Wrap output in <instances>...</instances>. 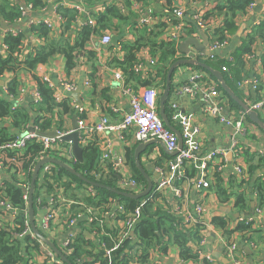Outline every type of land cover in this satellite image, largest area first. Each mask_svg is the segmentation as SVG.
<instances>
[{"label":"crops","instance_id":"crops-1","mask_svg":"<svg viewBox=\"0 0 264 264\" xmlns=\"http://www.w3.org/2000/svg\"><path fill=\"white\" fill-rule=\"evenodd\" d=\"M11 1L15 2V0ZM58 1L49 0L50 4L48 7L44 8V11L40 13L25 11L23 17L15 20L13 24L7 22V29H1L0 36L10 28L25 33L24 44L19 55L22 59H26L27 56L34 55L44 43L41 37L30 31L29 22L31 20L50 19V35L53 37L51 39L57 40L64 36L69 38L72 45H75L77 41H81L82 31L87 19L92 17L96 19L95 26L97 27L90 33V38L85 42L80 51H74L75 62L72 67L67 65L66 57L57 52L49 58L48 62L38 65L35 71H22L18 75L20 87L15 96V103L19 107L32 111V117L34 114V92L39 88V83L34 75H49L54 85H58L63 79H72L76 85V89L69 94L68 99L74 112L65 116L58 115L59 120H57L60 125L63 124L66 127L72 128V116L76 114L75 107L76 105H80L78 98L73 95L75 92H78L79 99L82 102L81 106L85 108L83 114L91 124L97 123L103 115H108L110 121L116 123L122 119L125 113L130 111L129 98L123 91V80L118 79L116 76L117 70H121L122 73L124 71L121 67L113 64L112 61L113 59H124L129 52V46L136 45L141 40L152 37L149 27L141 23V19L144 16H149L157 22L161 16L166 18L172 14V12H168V9L173 10L179 6H183L186 8L184 20L187 23L191 21L194 24L195 21L190 18V13L202 14L204 17L207 12L213 10L218 4H224L228 0H146L144 3L137 0H90L92 3L89 2V4L81 0H65L67 2H64L65 5L78 9L75 22L70 29L65 31H63L64 28L62 26L63 18L54 8ZM106 2L116 5L121 11L122 16L113 17V22L107 27L102 28L97 25L95 14L106 10ZM252 3V7L248 5L245 12H241L235 17V29L231 34H227V43L214 52L213 58L209 57L202 61L211 68L220 70L223 73V81L225 82L224 78L227 77L230 83H225L246 104L259 98L264 93V39L256 35L255 39L249 44V33H252L253 29L264 21V0H253ZM188 25L189 34L196 36L203 43L204 39L197 28L195 27L190 32L191 23L189 22ZM105 31H109L112 35V41L109 44L101 42L102 33ZM204 31L208 38H210L209 33L206 30ZM156 41L157 45L161 41L166 42L163 32L156 36ZM180 42L178 45L175 44L179 51H181L179 48ZM1 43L2 37H0V51ZM243 45H249V49L243 52L241 65L236 59L237 51ZM156 48L158 49V47ZM193 48H195L194 45L189 47V49ZM141 49L146 50L145 56L157 60V67H159L160 50L158 49L159 53L155 54L150 46L145 45ZM174 57H179L178 52L175 53ZM177 60L180 59L178 58ZM188 65L189 63L178 65L172 75L171 89L166 98L168 107L166 108L165 106L171 129L176 134L177 132L181 134L180 126L171 117L173 105H176L182 112L193 114L195 122L200 126V140L202 142V147L199 151L200 155H204L215 149L227 148L229 146L230 135L235 131V128L220 121L219 118L204 112V107L208 103L204 97V93L199 91V94L193 96L178 94L173 89L176 83L185 82L190 76ZM223 65H227L229 71H223ZM206 71L209 81H214L218 85H221V82L211 72ZM14 76L15 74L10 72L0 74L1 95H7L5 94V87L7 88L8 82ZM144 80L146 79L140 77L136 79L129 78L127 83L141 94L147 88L157 85L160 92L158 100L160 107V96L165 88L163 86L160 87L158 83L151 82V80V84L147 85ZM255 80L260 82L257 88H254L252 85V82ZM88 81L90 82L89 86L86 84ZM217 90L214 99L219 104L224 105V114L227 115L229 110L237 113L239 109L232 108L226 94L227 91L220 87ZM258 113L264 122V108L259 110ZM5 125L10 127V130L14 134L20 132L9 121H6ZM246 126L248 132L243 139L246 146L244 158L247 170H251L250 182H244V179L235 171L232 157L229 154L224 159L216 158L210 164L209 179H211V184L208 188L203 189L198 185L196 174L191 176L187 173L188 176L186 178L179 181H177L178 178H175L176 183L171 182L164 189L158 192L155 191L154 195H151L152 207L150 208V212L152 214L160 211L165 215H173L182 219L188 213L195 214L197 204L203 203V212L200 214L203 225L199 228L197 227L198 229L195 228L196 226L190 227L194 235L199 237L198 240L191 243L198 257L196 259L183 260L178 244L163 233V241L151 249L148 259L137 264H232L227 247L222 242L223 238L236 243L242 264H264V205H259V197L254 188L255 180L259 177L264 178V127L258 125L250 118H247ZM107 141H109L111 149L110 162L117 168H115L118 174L117 181L124 176L138 177L137 169L144 176L137 166L135 158L136 147L141 143L137 142L132 132H126L124 137H121L114 129L100 133L99 143L103 145ZM99 149L100 146L98 147V153H100ZM168 151L160 143L155 142L140 153L139 162L141 167L154 181L155 189L163 178L162 171H164L165 176L172 177L169 163L174 155L168 153ZM131 156L137 169H135L131 162ZM221 161L225 162V166L219 169ZM0 178L4 181L11 180V172L2 170ZM177 187L182 188L183 201H181L182 199L176 190ZM55 193L51 191L46 194L45 205L47 208H38V212L35 215L37 222L41 219L46 209L51 207L49 198L55 196ZM73 194H78V192ZM57 195L60 196V200H57L58 214L59 216L61 214L66 215L68 212L66 198L70 196H66L64 190L63 193L57 191ZM240 197L241 199H239ZM113 201V208L116 210L121 200L117 198ZM258 209L259 211H257ZM214 217L224 218L226 220V228L214 225L212 222ZM249 218H253V221L249 225L250 228L247 231L239 230L238 226L242 224L241 221ZM86 224V222H83V224L77 223L75 226L56 230L54 234L52 233L51 237H54L59 243H63L69 234H77L80 231L91 237V232L84 227ZM106 224L110 228L117 229L123 225V222L116 217H110L107 218ZM225 230L229 231L230 235L227 236ZM130 233L131 243L136 242V233L134 232V236L132 235L133 228Z\"/></svg>","mask_w":264,"mask_h":264},{"label":"built area","instance_id":"built-area-1","mask_svg":"<svg viewBox=\"0 0 264 264\" xmlns=\"http://www.w3.org/2000/svg\"><path fill=\"white\" fill-rule=\"evenodd\" d=\"M68 1V0H67ZM65 2V0H64ZM67 3V2H65ZM70 3V2H69ZM84 4V3H83ZM108 3L106 2V5ZM253 3L249 4V7H252ZM28 10L32 11V4L28 3ZM44 9V8H43ZM122 9V7H121ZM168 12H172L171 15H168L166 18L161 16L160 19L156 22L155 19H151L149 16H144L141 19L142 25H146L149 27V30H158L162 29L163 25L165 26L163 34L165 36L166 42H174L178 45V43L192 35L188 32V23L184 20L186 8L183 6H179L173 10L168 9ZM190 18H192L201 29L206 30L209 33L210 42H208V46L206 50L199 51L195 48L189 50L187 53H183L179 51L177 47V52L179 54V59H187V60H197L203 61L209 57H214V52L224 46L227 43V37L225 39L220 40L218 35L214 33L215 28L221 26L223 23L222 18L213 19L209 18L205 19L202 14L198 13H190ZM165 21H164V20ZM44 22L48 25H51V20L48 18H41L39 20H31L29 25L35 23ZM95 25L96 19L94 17L87 19L85 24ZM162 24V26H158ZM166 24V25H165ZM13 34H17L18 30L10 28ZM4 34V33H3ZM3 34L1 43V51L2 54H7L8 46L3 42ZM212 34V35H211ZM194 37V36H192ZM112 41V35L109 31H105L102 33L101 42L103 44H109ZM181 41V42H182ZM180 42V43H181ZM147 53L146 50L140 49L137 51V59L132 66V70L140 75L141 78L146 80H151L154 83H160L161 76L158 71L157 63L158 61L145 56ZM45 64V63H42ZM188 69L190 71V76L185 82H178L174 85L173 89L178 94H189V95H197L202 91L204 93V97L208 102L204 107V112L213 115L219 118L220 121L227 123L230 126L235 128V131L230 135L229 146L223 149H215L210 152H207L204 155H200L199 151L202 147V142L200 140V126L195 122L194 115L182 112L176 105H173V112L171 113V117L176 122L181 129L182 141L183 145L180 147L179 137L178 135L165 124L164 119L160 115L159 111V88L158 86H152L145 90L144 93H139L138 90L133 88L131 85L127 83V78L121 70H117L116 76L118 79L123 80V91L128 96L131 109L127 113L124 114L122 119L116 123H112L108 115L101 116L100 120L97 123L91 124L86 120L84 116L85 108L81 105H76L75 112L77 115V124H78V132H79V143L84 148L88 145L96 144L98 147L100 146V153L98 156V170L106 169L107 172L108 166L111 165L112 168H116L115 165L110 162V143L107 141L101 145L99 143V135L100 133H104L107 130L114 129L118 132L121 137H124L126 132H132L137 142L145 143L153 140H162L166 148L170 152H175L173 159L170 161V168L172 172V177L165 176L164 171L163 178L159 182L158 186L154 190L156 192L164 189L171 182H177L186 178L187 168L193 167L196 170V182L198 185L206 189L211 184L210 176V164L216 158H222L230 154L232 157V161L234 163V169L238 174L245 180L249 179V173L246 168V160H245V150L246 146L243 142V139L246 137L248 132V128L246 126V121L248 118V110L244 108L240 109L237 113L229 110L228 114H224V105L219 104L215 101L214 95L217 93V88L219 87L218 83L214 81H209L207 76V71L201 69L196 64H189ZM223 71H229V67L227 65H223ZM207 76V80H206ZM42 81L46 82L53 89V98L55 103H60L63 100L68 99V96L71 92L76 89V85L72 79H63L58 85H54L51 79V76L44 74L40 76ZM246 82V81H244ZM87 86H89L90 82L88 81ZM260 82L255 80L252 82L254 88H257ZM5 94L8 93V88L5 87ZM10 95V94H9ZM10 96L13 97L11 94ZM14 102L11 110L14 111L17 108V104L15 103V98H13ZM42 101V94L37 88L34 92L33 99V107H35L33 117L21 128L19 129V133H15L14 137H11L4 143L0 144V172L2 170H7L9 172H17L18 177V185L23 190V199L25 201V208H18L2 191L0 192V228L10 226L13 229L23 228L20 231L15 233L16 237L25 238L29 236L33 240H39V249L33 251L28 261L25 264H67L58 254L50 248L44 241H42L37 235L34 233L33 228L31 226L30 218H29V189L31 185V179H27L26 172L23 170L25 149L28 143L30 142H39L42 145L43 153H54L58 156L66 158L71 163H75L78 161V158L74 155L72 150V143L70 141L66 142L61 140V136L71 133L73 131L72 128L66 127L61 124L60 126H51L49 128L43 127V121L47 119V114H39L38 112V104ZM250 110L259 111L264 108V93L257 99L251 101L249 104ZM34 109V108H33ZM4 120L11 121V116L4 117ZM59 120V117H58ZM56 122V120H54ZM30 125H33L35 131H28ZM55 130L58 132L57 136H45L39 133V131H52ZM6 150H10L14 152V155L7 156ZM49 155V154H48ZM48 155H45L47 157ZM42 157L41 159L45 158ZM40 160V159H39ZM38 160V161H39ZM53 163H45L42 165L39 174L41 172V183L38 189V197H37V205L39 209H45L47 206L45 205V197L47 194V190L50 189L47 182L48 179L52 181L53 175ZM225 166V162L220 163L219 169ZM35 168V167H34ZM117 169V168H116ZM115 169V170H116ZM34 171V169H33ZM102 171V170H101ZM117 171V170H116ZM103 173V172H101ZM38 174V176H39ZM48 175V176H46ZM44 176V177H43ZM32 178V177H31ZM175 178H178L175 181ZM5 181L0 178V186H4ZM118 188L124 191L132 192V193H140L142 192L146 185H144L141 181L136 179L135 177L124 176L117 181ZM48 184V185H47ZM86 194L95 196L97 194V189L95 186L86 183ZM55 196L49 198L51 207L46 209L45 213L42 215L41 219L38 220L36 226L38 230L45 235V233L51 237L56 230L65 229L72 226H75L78 223L79 219L87 220V223L92 222L96 215L100 213V208L98 206H89L85 207L82 211L74 212L71 214L70 204L67 199L66 203L68 204V212L66 215H60L57 211V200H60V196L57 195V191L59 193H63V189L60 185H54ZM177 192L182 199L184 200V195L182 193V188L177 187ZM57 195V198H56ZM151 201V198L149 199ZM147 199L142 200V202L134 209V210H126L125 204L123 202L119 203L118 210L125 214L124 218H121L123 225L118 227L115 244L112 247L106 248L105 255L110 256L112 251L127 246L130 250L134 243H131V230L135 231L138 222L141 219L142 209ZM113 202V201H112ZM114 204V203H113ZM202 202L198 203L195 207V214H187L183 219V223L186 227L190 228L192 226L200 225L203 223L200 218V214L203 212ZM107 206V205H106ZM259 211V209L257 210ZM23 212L25 214L24 223L20 224L16 222V217ZM105 214L107 217H116V211L112 207L111 210H105ZM71 215V218L69 217ZM243 220V219H242ZM253 218H249L247 220L241 221V223L251 224ZM195 227V228H196ZM192 229V228H191ZM53 233V234H52ZM46 236V235H45ZM76 234L71 233L65 239L63 243H60L63 249L72 251L73 246L70 244L73 243ZM47 237V236H46ZM47 237L50 241L51 239ZM130 241V245L127 243ZM53 242V241H52ZM223 244L227 247L228 254L231 258L232 264H242L239 249L235 242L232 240H228L227 238L222 239ZM60 246V247H61ZM60 249V248H59ZM142 247L140 245L134 246L131 250L132 255V263H138V255L141 253ZM61 250V249H60ZM62 251V250H61ZM63 253V251H62ZM64 254V253H63Z\"/></svg>","mask_w":264,"mask_h":264},{"label":"trees","instance_id":"trees-1","mask_svg":"<svg viewBox=\"0 0 264 264\" xmlns=\"http://www.w3.org/2000/svg\"><path fill=\"white\" fill-rule=\"evenodd\" d=\"M85 3L91 2L90 0H81ZM105 1V0H104ZM144 3L146 0H137ZM171 1V0H170ZM253 0H228L224 4H218L214 7L213 10L206 13L204 16L205 19L213 18L218 19L222 18L223 23L221 26L215 28L214 33L218 35L220 40L225 39L227 34H231L235 29V17L241 13L245 12L247 6ZM28 3L32 4V11L40 13L44 11L43 8H47L50 4L49 0H0V22L2 19L6 20L9 24H13L15 20L23 17V11L28 10ZM92 3V2H91ZM57 13L63 18L62 26L63 31L70 29V27L75 22V19L78 14V9L74 7H69L65 5L64 0H59L54 6ZM97 18V25L107 27L110 23L113 22V17L122 16L119 8L114 4H107L106 10L102 13L95 14ZM191 23L190 32L196 27L193 22ZM1 24V23H0ZM166 25V24H165ZM193 25V26H192ZM162 26V24L158 25ZM97 26H93L89 23L85 24L82 31L81 41H77L75 45H72L69 41V38L62 36L59 39L53 38L50 35V25L41 22L35 23L30 26V31L35 35L41 37L44 40L41 48L37 50L34 55L27 56L26 59L20 57V51L24 44L25 33L18 30V33L15 35L8 29L3 34V42L7 44L8 50L7 54L0 53V74L4 72H10L15 74V76L8 82L7 95L0 94V144L4 143L11 137H14L15 134L10 130V127L5 125L6 120L4 117L11 116L10 124L18 129H21L31 118L32 111H28L25 108L17 106V108L12 111L13 99L17 95L20 87L19 74L22 71H35L38 65L48 62L49 58L55 53L63 54L66 57L67 65L73 66L75 60L74 51H80L84 46L85 42L90 38V33H92ZM165 26L163 25L162 29L150 31L152 37L150 39L141 40L139 43L133 46H129V52L126 54L124 59H113L112 63L121 67L126 75L127 80L141 78L140 75H137L133 70L132 66L137 59V51L143 46H150L155 54L159 53L160 50V62L158 71L161 76V81L158 84L160 87L165 88L166 85V76L169 67L177 61L178 57H174L177 52V46L174 42H165L161 41L157 45L156 36L164 31ZM62 31V32H63ZM212 35V34H211ZM256 35L264 39V21L257 25L252 33H249V44L255 39ZM155 36V38H154ZM158 47V49L156 48ZM249 49V45H243L237 51V61L242 65L241 59L243 52ZM205 70L204 68L200 67ZM211 74V73H209ZM212 75V74H211ZM35 79L39 83V90L42 94V101L37 106L39 114H47L48 117L43 121V127L49 128L51 126H60L58 120V115L65 116L69 113H73V107L70 104L69 99L63 100L60 103H55L53 98V89L44 81H42L40 76L34 75ZM212 77H214L212 75ZM225 82L230 83L226 78ZM147 85H150V80H144ZM152 82V81H151ZM221 89L223 87L219 85ZM238 95L239 93L236 92ZM231 103L232 108L242 109L240 104L234 100L228 93H226ZM166 108L168 103H165ZM33 111L35 107H33ZM166 110V109H165ZM249 118V117H248ZM54 120L56 122L54 123ZM7 156L14 155V152L6 150ZM49 154V155H48ZM48 155L49 157H55L62 161H65L74 169L82 173L84 176L91 180H98L102 183L110 185L112 187L118 188L117 178L118 174L115 168L111 169V165L108 166V172L106 169L98 170V146L96 144L88 145L83 148V161H76L71 163L66 158L58 156L54 153H43L42 145L39 142H30L27 144L24 157V171L26 172L27 179H31L33 174V169L39 159ZM47 156V157H48ZM131 162L135 169H137L134 159L131 156ZM251 168V167H250ZM103 172L100 176L99 174ZM187 172L192 176L196 174V170L191 167L187 168ZM138 177H135L141 181L144 185H147V181L144 176L139 173L137 169ZM249 179L244 182H250L251 179V170H248ZM41 172L37 177L35 188H34V214L38 212L37 197L38 189L41 183ZM48 176V175H46ZM44 177V176H43ZM52 181L47 180L50 189L47 190V193L54 191V185L58 184L64 190V193L69 195L66 199L71 202L70 210L71 214L74 212L82 211L85 207L89 206H98L100 208V213L96 215L95 219L87 223V220L79 219L78 223L83 224L91 232V237H88L86 233L80 231L76 234L73 243L70 245L73 246L72 251L63 249L61 244L55 239H51L46 233L45 235L49 237L57 247H59L64 255L67 257L71 264H133L132 263V253L131 250L134 246L140 245L142 247L141 253L138 255V262H142L148 259L151 249L155 247L156 244H159L163 241V233L169 236V239H172L180 248L181 257L183 260L196 259L198 254L196 253L194 247L191 243L199 239L194 235L191 228H188L183 223L182 218L175 217L173 215H165L160 211L152 214L150 208L152 207V202L149 200L151 195L153 196L155 190L147 196L142 198H131L126 196H121L113 191L106 188H96L97 194L95 196L86 194V183L76 176L74 173L70 172L64 167L53 165V175ZM17 172H12L11 180H6L4 186H0V192L5 193L11 201L21 209L25 208V201L23 199V190L19 187ZM47 184V185H48ZM254 188L259 197V205H264V178L259 177L255 180ZM78 194H73L77 193ZM69 198V199H68ZM119 198L121 202L125 204L126 210H134L144 199L148 201L145 203L142 209L141 219L138 222L135 233L137 236V241L135 245L129 250L127 246L117 248L112 251L110 256L105 255L106 248L112 247L115 244V238L118 230L115 228H110L106 224L107 214L104 213L105 210H111L113 207V200ZM241 199V197L239 198ZM113 201V202H112ZM107 205V206H106ZM116 211L117 219L125 217L123 212H120L118 209ZM34 215V216H35ZM71 218V215L69 216ZM25 219V214L21 212L16 217V222L23 224ZM37 224V221L35 219ZM213 224L226 228V220L222 217H214ZM199 228L200 225H197ZM196 227V229H198ZM249 224L242 223L238 226L239 230L249 229ZM23 229V228H22ZM21 228L13 229L10 226L0 228V264H25L33 251L39 249V240H33L29 236L25 238H19L15 236L17 231L22 230ZM163 230V232H161ZM226 235H230V232L225 230ZM196 234V233H195ZM132 242V239H131ZM130 245V241L127 243ZM61 246V247H60Z\"/></svg>","mask_w":264,"mask_h":264},{"label":"water","instance_id":"water-1","mask_svg":"<svg viewBox=\"0 0 264 264\" xmlns=\"http://www.w3.org/2000/svg\"><path fill=\"white\" fill-rule=\"evenodd\" d=\"M0 23H1L0 24V32L2 30L7 29V27H8L7 21L2 19ZM194 24H195L198 32L200 33V35H202V37L204 39V42L203 43L200 42L199 39L196 36H194V37L191 36V37H188V38L184 39L179 45V48H180L181 52H183V53H187L189 50H191V49H189V47L191 45H194L195 49H197L199 51H203V50H205V48H206V46L208 44L209 38H208L206 32L203 29H201L199 26H197L196 23H194ZM185 63L196 64L197 66L202 67V68L208 70L209 72H211L221 82L222 87L227 91V93L234 100H236L240 104V106L242 108H244L245 110H248L247 111L248 117L252 121L257 123L258 125L264 127V122L260 118L259 113L257 111H255V110H250L248 104H246L243 100H241L235 94V92L223 81V73L220 70L211 68L205 62L197 61V60H187V59L177 60L170 66V68L168 69V72H167V76H166V86H165V89H164L162 95L160 96V107H159L160 115L164 119L165 124L168 127L171 128V125H170L168 116L166 115L165 102H166V98L168 97L170 89H171L172 75H173V73H174V71H175V69L177 68L178 65L185 64ZM73 95L76 98H78L79 104L82 105V102H81V100L79 99V96H78V92L73 93ZM72 121H73L72 122L73 123V131L71 133H67V134L61 136L60 138L63 141H66V142L70 141L72 143V150H73L74 155L78 158L79 161L82 162L83 158H84L83 157V147L79 143V132L77 130L78 124H77V115L76 114H74L72 116ZM28 131H35L33 125H30V127L28 128ZM39 133H41L42 135H45V136H50V137L58 135V132L55 131V130H52V131H39ZM177 135L179 137L180 147H182V145H183L182 135L179 132H177ZM155 142L160 143V145L163 148L167 149L165 143L162 140H153V141H149V142H145V143L139 144L136 147V150H135V158H136L137 166L143 172V174H144V176H145V178L147 180V185H146L145 189L142 192H140V193H132V192L124 191V190H121L119 188H115V187H112V186L107 185L105 183H102V182H100L98 180H91V179L87 178L86 176H84L79 171H77L76 169H74V167H72L71 165H69L65 161H62V160L57 159L55 157H49L48 156V157H45V158L40 159L39 161H37V163L35 165V168H34V171H33V174H32V178H31V185H30V189H29V209H28L31 226L33 228L34 233L37 235V237H39L50 248H52L58 254V256L61 257L67 264H71L69 262V260L67 259V257L59 249V247H57L54 242L50 241L44 234H42L38 230V228L36 226L35 216H34L35 214H34V199H33V195H34L35 183H36V180H37V177H38V174H39V171H40L42 165H44L45 163H53L54 165H58V166L66 168L67 170H69L70 172L74 173L76 176L81 178L85 183L90 184L92 186H95L96 188H106V189H109V190L113 191L114 193H116L118 195L138 199V198H142L144 196H147V195L151 194L153 192L154 188H155L154 181L150 178L149 175H147L144 172V170L141 167V164L139 162L140 153L143 150H145L150 144H153ZM168 153L173 154V155L176 154L175 152H169V151H168ZM134 232L135 231L133 230V233H132L133 236H134Z\"/></svg>","mask_w":264,"mask_h":264}]
</instances>
